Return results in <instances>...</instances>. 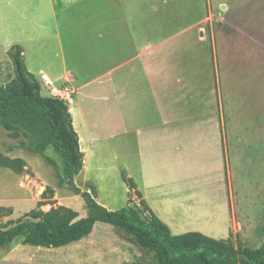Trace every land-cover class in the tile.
<instances>
[{"label":"rangeland","instance_id":"rangeland-1","mask_svg":"<svg viewBox=\"0 0 264 264\" xmlns=\"http://www.w3.org/2000/svg\"><path fill=\"white\" fill-rule=\"evenodd\" d=\"M146 1L148 31L159 29L157 37L149 36L150 45L158 43V66L149 68L155 90L141 105L146 121L128 123V96L88 100L94 157L75 183L83 192L95 187L92 196L116 211L128 204L129 189L122 178L126 171L154 207L173 220V235L200 232L226 239L232 217L239 223L264 222V0ZM9 38L0 36L1 87L15 78L9 40L27 37ZM34 131L48 139L39 128ZM20 143L35 145L23 136L11 138L0 127V154L23 161L14 169L0 167V229L38 208L48 212L63 206L87 217L84 198L63 181L62 158L53 147L46 155L58 168L39 153L8 152ZM132 201L139 203L136 196ZM250 236L231 234L230 239L241 248H260L264 237L255 242ZM149 260L116 228L100 222L91 235L62 248L17 240L0 249V264Z\"/></svg>","mask_w":264,"mask_h":264},{"label":"crops","instance_id":"crops-1","mask_svg":"<svg viewBox=\"0 0 264 264\" xmlns=\"http://www.w3.org/2000/svg\"><path fill=\"white\" fill-rule=\"evenodd\" d=\"M147 4L146 0H0V36L27 37L18 42L9 40L8 47L23 44L25 64L29 52V72L40 82L42 96L58 97L52 89L63 91L84 153L83 173L94 157V140L87 126V116L92 112L86 106L88 100L128 96V123L134 119L146 121L141 105L148 92L155 90L154 80L148 78L149 68L158 66L154 62L158 43L150 45L149 36L157 37L159 32L148 31L147 14L143 13ZM156 82L158 86V79ZM67 91L72 93L71 98ZM136 187L173 234V220L154 207L148 193ZM169 216L174 218L176 214ZM232 222L226 239L231 234L251 235L255 242L264 237V222L239 223L234 217Z\"/></svg>","mask_w":264,"mask_h":264},{"label":"trees","instance_id":"trees-1","mask_svg":"<svg viewBox=\"0 0 264 264\" xmlns=\"http://www.w3.org/2000/svg\"><path fill=\"white\" fill-rule=\"evenodd\" d=\"M15 78L7 87L0 86V127L11 138L26 137L31 143L10 146L8 152L24 149L39 153L45 161L58 168L53 158L46 155L51 146L62 158L63 181L75 194L81 195L89 210L85 218L67 207L52 208L48 212L40 208L30 211L24 219L10 222L0 229V249H7L17 240L23 245L58 249L79 242L94 231L97 223L113 226L129 242L150 258L138 264H264V243L258 249L241 248L229 239H215L200 232L173 235L137 190L133 179L122 173L128 193L126 207L111 211L92 196L95 187L83 192L75 183V177L83 169L84 153L80 148L79 135L73 125V117L67 102L60 97L41 95V84L25 64L23 48L14 45L8 51ZM39 128L47 134L42 140L35 134ZM20 159H10L0 154V166L14 169L22 165ZM51 191L47 189L46 192ZM139 203L133 205V197Z\"/></svg>","mask_w":264,"mask_h":264},{"label":"built area","instance_id":"built-area-1","mask_svg":"<svg viewBox=\"0 0 264 264\" xmlns=\"http://www.w3.org/2000/svg\"><path fill=\"white\" fill-rule=\"evenodd\" d=\"M52 92H53V94L57 95L60 98L63 97V91L62 90H59L58 92H56L54 89H52ZM66 94L68 95V98L72 97L69 91L66 92ZM62 99H65V98L63 97Z\"/></svg>","mask_w":264,"mask_h":264}]
</instances>
